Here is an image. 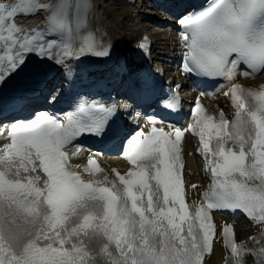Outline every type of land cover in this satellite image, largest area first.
I'll return each mask as SVG.
<instances>
[{
  "label": "snow or ice",
  "instance_id": "obj_1",
  "mask_svg": "<svg viewBox=\"0 0 264 264\" xmlns=\"http://www.w3.org/2000/svg\"><path fill=\"white\" fill-rule=\"evenodd\" d=\"M88 10L90 0H13L0 8V87L33 61L37 74L51 62L67 76L71 61L111 57L112 46L91 32L77 39ZM41 12L42 29L16 23ZM180 23L183 71L227 81L233 119L208 114L199 99L187 129L166 131L151 117L147 132L125 142L130 167L113 175L93 157L74 167L63 150L81 135L104 134L113 107L101 101L81 98L66 123L39 111L0 128L9 141L0 147V264H201L214 237L230 249L228 264H245V254L264 264V85L234 82L241 64L246 76L264 70V0H214ZM175 103L171 97L166 107ZM186 131L199 138L211 174L193 205L182 175ZM213 210H242L260 226V238L249 237V246L235 241L230 225L217 232Z\"/></svg>",
  "mask_w": 264,
  "mask_h": 264
},
{
  "label": "bare ground",
  "instance_id": "obj_2",
  "mask_svg": "<svg viewBox=\"0 0 264 264\" xmlns=\"http://www.w3.org/2000/svg\"><path fill=\"white\" fill-rule=\"evenodd\" d=\"M42 2H46V0H41ZM129 1V0H128ZM163 0H159L157 2V5H160L162 7L167 8L168 10H165V13L169 14L172 16L174 9H176V5L179 3L180 0H170V2L164 1V3H161ZM169 3V4H168ZM175 4V5H174ZM156 5V6H157ZM117 6H122L124 9H130L133 10L135 7L133 4H130L129 6H126L125 2H122L120 0H90V10H88V18L90 20V25H91V33L95 35L97 38L102 39V41L105 44H109L112 46L114 50L117 51L118 55H125L127 52H133L138 50V47L136 45V42L138 43V40L141 39V34L142 32L136 27H138V23H135L136 25H131L132 33L129 35H126L125 33L122 32V29L120 28L119 24H116L117 22V12L116 7ZM158 9L162 8H156L154 9L156 12L151 13L153 16L156 18L158 14ZM147 12V11H145ZM120 13V12H119ZM148 13V12H147ZM123 14V13H122ZM121 16V15H120ZM136 17V16H135ZM134 17V18H135ZM182 17H180L181 19ZM120 19H122L120 17ZM119 19V21H120ZM137 19V18H136ZM173 19V18H172ZM171 22V26H174V21L171 19H168ZM27 21H35V18L32 17L31 19H28ZM131 22H135L134 20H131ZM161 21L163 20H157V25H162ZM128 22V21H127ZM121 23V22H120ZM121 25V24H120ZM180 20L177 21L176 23V31L178 33L177 37L174 35L170 37L169 39L166 38L168 33H166V30L170 27L169 26H161V30L165 31L164 37H160L158 39L160 40H166L168 42L172 41L173 45L177 44V40H181V33L180 31ZM150 27L147 26V29ZM170 29V28H169ZM146 30V29H145ZM162 35L160 32H155L153 37L156 38L157 36ZM129 36V38H127ZM165 42V41H163ZM162 44V43H159ZM164 44L163 49H167L168 46L166 43ZM78 46V45H77ZM170 51H174L175 54H178L179 57L182 56L181 53L179 52L178 49H169L167 51L168 54H170ZM135 59V58H134ZM58 76V75H57ZM58 80V79H57ZM126 80L129 81L128 78H124L123 81L118 83L119 85ZM256 80L264 81V72L262 75L257 78ZM112 86V85H111ZM228 86L227 81H222L219 83L216 87H213L212 84H204V85H195V86H188L186 83L185 90L187 91V94L189 95L190 93H194V99L197 96H200L203 100L209 102L212 105H220L223 100H222V94L224 91V88ZM149 119L144 118L143 116L139 117L137 119V122L140 124V130H143L147 132L150 129V125L148 123ZM160 124L157 122L156 127L159 126ZM186 146H190L191 144L185 140L184 141ZM93 153L91 151H83L79 154L78 158L76 159L77 162H86L88 161L89 157H93ZM98 164L107 170V172H110L115 166L118 164L122 163V159L124 158V155L119 153V152H113L112 154H105L104 158L101 157H95ZM106 158V159H105ZM187 181L189 185V189H191L193 183H201L202 182V174L200 171L197 169V167L189 161L188 163V169H187ZM199 189H194L190 191V195H195L196 193L199 192ZM218 221L220 222L219 218L216 217ZM244 224L242 222L238 223V230H240V227L243 226ZM255 230V229H254ZM247 234V233H246ZM245 234V235H246ZM225 258V250L222 248V244H216V247L214 248L212 254L210 256L204 257L205 263L204 264H220Z\"/></svg>",
  "mask_w": 264,
  "mask_h": 264
},
{
  "label": "rangeland",
  "instance_id": "obj_3",
  "mask_svg": "<svg viewBox=\"0 0 264 264\" xmlns=\"http://www.w3.org/2000/svg\"><path fill=\"white\" fill-rule=\"evenodd\" d=\"M120 1H122V2H126V0H120ZM147 5H152V6H154V4L152 3V1L151 0H144V4L143 3H141V5H140V1L139 0H137V2H135V4H134V7L136 8L134 11H132V10H128V9H124L122 6H117L116 7V11H118L117 12V22H116V24H119V26H120V28L122 29V32L123 33H125L126 35H129V34H131L132 33V29L130 28L131 27V25H136L135 23H138V28H145V29H147V25L148 24H150L149 22H148V20H149V16H150V14H148V13H152V12H154V10L153 9H155V8H146L147 7ZM159 11V14H158V16L155 18L154 17V20H162V19H171L166 13H164V11H162V10H160V9H158ZM145 11H147V12H145ZM120 12V13H119ZM123 13V14H122ZM134 14H136V15H134ZM121 15V16H120ZM136 16V17H135ZM120 17L122 18V19H120ZM135 17V18H134ZM137 18V19H136ZM119 19H120V21H119ZM130 19L131 20H134L135 22L133 23V22H131L130 21ZM128 21V22H127ZM121 22V23H120ZM148 23V24H147ZM166 24H170V26H171V22H165ZM121 24V25H120ZM133 25V26H134ZM151 25V24H150ZM142 26V27H141ZM149 26V25H148ZM147 30H149V32H150V34H151V32H153L154 30H153V28L150 26V29H147ZM127 38H129V36H127ZM123 104V103H122Z\"/></svg>",
  "mask_w": 264,
  "mask_h": 264
}]
</instances>
